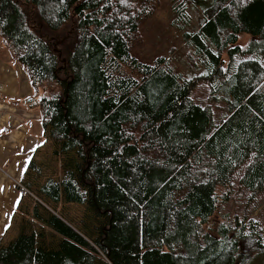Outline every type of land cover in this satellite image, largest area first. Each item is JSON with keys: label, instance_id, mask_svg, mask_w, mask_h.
I'll use <instances>...</instances> for the list:
<instances>
[{"label": "trees", "instance_id": "16d2710c", "mask_svg": "<svg viewBox=\"0 0 264 264\" xmlns=\"http://www.w3.org/2000/svg\"><path fill=\"white\" fill-rule=\"evenodd\" d=\"M188 1L203 0L176 2L173 25L200 69L190 77L163 56L131 54L155 0H0L11 58L34 91L59 86L38 104L52 153L69 157L39 183L27 181L41 173L31 160L22 182L35 199L31 221L59 239L46 243L22 219L0 240V264L249 263L246 224L203 227L233 187L249 203L264 194V0H213L195 32ZM198 84L224 106L218 121L193 100ZM60 202L85 206L93 228L69 222Z\"/></svg>", "mask_w": 264, "mask_h": 264}, {"label": "rangeland", "instance_id": "374dc122", "mask_svg": "<svg viewBox=\"0 0 264 264\" xmlns=\"http://www.w3.org/2000/svg\"><path fill=\"white\" fill-rule=\"evenodd\" d=\"M176 2H181V0H155L152 15L143 20L139 26L138 35L131 45V54L144 63H152L157 57L163 56L174 69L190 77L198 74L200 69L194 65L192 51L183 40L181 29L173 25L175 16L173 7ZM212 2L213 0H203L199 3L192 1L186 3L187 12L191 17V24L187 27L188 31L195 32L199 28L203 22L202 10L211 5ZM249 39V35L242 34L239 37L238 44L243 47ZM1 41H3V38L0 36ZM22 69L25 71L23 67ZM37 90H33L32 94L26 97V102L29 104L30 109L35 111L34 119L36 112H40L38 99L43 95L59 91V86L45 81ZM191 96L196 103L210 107L216 121L222 117L224 106L211 100L207 85L198 84L193 89ZM7 108L10 114H16L19 103L13 101V103L7 105ZM41 142L43 146L38 158L35 160L41 168V173L40 175H35L32 171L33 174L29 175L28 182L39 183L48 176L58 178L63 163L69 159L66 155L57 156L52 153L54 142L47 135L44 136V139H41ZM23 180L22 178V180L18 179L15 182L18 195L23 201L21 208L17 210V222L20 224L22 219L27 220L31 229L44 233L46 243H56L59 239L58 235L45 226H40L37 222L31 221V210L35 199L29 192L20 193L17 185H22ZM219 192H222V189H219ZM245 195L243 190H240L237 186L233 187L228 200L218 203L216 211L203 228L215 235L216 228L221 223H227L232 227H238L240 223L246 224L244 229L245 236L239 244L241 253L251 257L248 264H264V248L261 249V246L264 245V194L258 196L254 203H249ZM53 206L57 212L64 215L69 222L77 227L85 228L87 232L93 228L94 219L87 215L85 206L64 202ZM243 217L244 219L249 218L247 221L249 224L240 221ZM250 223L255 225L252 229L249 227ZM3 233L4 231L0 233V240L4 238Z\"/></svg>", "mask_w": 264, "mask_h": 264}, {"label": "crops", "instance_id": "0c3cea01", "mask_svg": "<svg viewBox=\"0 0 264 264\" xmlns=\"http://www.w3.org/2000/svg\"><path fill=\"white\" fill-rule=\"evenodd\" d=\"M13 60L0 42V233L10 239L19 227L17 210L22 206L15 182L23 178L31 160L38 158L47 135L40 112L30 109L26 97L32 94L27 70ZM29 82V84H28ZM31 86V87H30ZM17 101L18 112L10 114L7 105ZM38 109V108H37ZM36 109V110H37ZM3 115H2V114ZM2 238V241L4 240Z\"/></svg>", "mask_w": 264, "mask_h": 264}, {"label": "built area", "instance_id": "2783aa9c", "mask_svg": "<svg viewBox=\"0 0 264 264\" xmlns=\"http://www.w3.org/2000/svg\"><path fill=\"white\" fill-rule=\"evenodd\" d=\"M19 187H20L19 190H20V193H21V194H25L26 192H28V191L26 190V188L23 187L22 185L19 184Z\"/></svg>", "mask_w": 264, "mask_h": 264}]
</instances>
